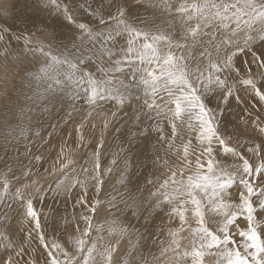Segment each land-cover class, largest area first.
Wrapping results in <instances>:
<instances>
[{"label": "snow or ice", "instance_id": "1", "mask_svg": "<svg viewBox=\"0 0 264 264\" xmlns=\"http://www.w3.org/2000/svg\"><path fill=\"white\" fill-rule=\"evenodd\" d=\"M36 4L33 17L0 16L5 70L35 61L52 81L48 88L69 86L60 99L71 109L69 120L76 111L86 115L59 145L35 133L54 157L26 149L24 157L0 163V204L26 225L19 246L2 244L0 264H119L114 256L125 237L131 245L125 264H150L140 248L157 232L164 239L151 264H264V0ZM140 7L166 18L168 28L137 15ZM249 99L260 111L249 109ZM105 108L103 129L111 125L130 146L121 145L125 169L131 146L143 158L121 182L127 189L139 176L135 189L147 198L102 199L112 171L101 160L103 139L84 152L83 163L73 158V145L91 144L84 121L94 130L89 118ZM49 161L51 170L44 167ZM111 164L119 166L116 158ZM53 172L56 181L40 183L42 173ZM49 200H71L79 211L62 228L57 209L43 211ZM101 212L108 227L94 224Z\"/></svg>", "mask_w": 264, "mask_h": 264}, {"label": "rangeland", "instance_id": "2", "mask_svg": "<svg viewBox=\"0 0 264 264\" xmlns=\"http://www.w3.org/2000/svg\"><path fill=\"white\" fill-rule=\"evenodd\" d=\"M37 14V4L36 0H0V16H15L20 19L28 18V16L33 17ZM41 16L48 18L47 12H40ZM137 15L147 16L149 19H155L158 25H161L164 29L168 28L166 23V18H161L159 15L153 17L151 11L145 12L143 7L139 8ZM51 19L56 21L55 13H53ZM67 33V29L64 30ZM15 41H13L14 43ZM89 48H99L102 45V41H95L94 43H89ZM111 47L110 44L106 45ZM91 55V53H88ZM13 61L15 57H11ZM93 67L96 65V57L93 56ZM8 62L4 61L0 57V163L12 162V160L17 157H24L26 149L31 151H37L40 149H47L46 145L40 142L39 137L35 135L39 132L45 139L51 138L53 145H59L61 136L65 135V131H72L73 122H81L83 120V115L81 112H73L74 121L69 120L67 112L71 111L65 105L60 103L61 97L67 98L70 94L66 89L68 85L62 84L57 86L52 85V88H48V85L52 83L50 79L40 72L42 65L37 64L35 61L29 62L24 61L22 64H16L15 67L11 65L5 70V65ZM255 71V66H253ZM256 107L254 111H260L261 106L257 103L255 99L248 100V107L252 109V106ZM81 107L80 105L77 106ZM235 107V106H234ZM23 108V112H21ZM115 110V109H113ZM108 115L105 109H96L93 112V118H89L91 123H95L96 128L93 130L90 127L88 121H84L86 127L84 129V134L86 137L85 144L87 145L91 141L90 146L82 147L76 149L75 145L73 148V158L81 163V157L84 152L87 151L89 154L92 152L93 147L101 139L104 140V147L101 149V160L104 162L105 167H111L112 171L108 173L105 177L106 185L105 191L102 194V199L106 200L109 198V193L113 195H119L123 193L127 197L128 193H131L133 197L137 199L147 198L148 192L145 190L141 196L140 192L135 189V183L139 179V176H133L132 184L128 186L127 189L124 188L121 181H126L127 170H132V166L135 169H139L142 162V157L139 155L137 145L131 146L133 151L127 153L129 157L130 164L127 169L121 163L124 152L121 151V145L123 148L127 149L130 146L127 143H123L121 138V133L116 132L115 129L110 125L108 129H103V123L105 116ZM65 120H69L66 125ZM29 124H31V131H29ZM59 125V127H56ZM123 129V125H119ZM21 132L23 133L21 137ZM9 137V142L4 141V137ZM17 137H20L17 139ZM67 139V137H65ZM51 152L52 156H55V151L53 149H47L45 151V156ZM116 158L118 165H112L111 160ZM52 162L49 161L44 167L51 170ZM89 166H91V160L89 159ZM123 170V171H122ZM59 173L53 172L52 174L42 173L40 183L47 184L48 182H54L57 180ZM125 175L126 177H123ZM0 195H3L2 190H0ZM95 198V197H93ZM51 208H55L60 212L61 217V227L66 225V221L70 222L74 211L78 212L79 209H73L72 201L69 200L66 203L63 201L53 202L48 201V207L45 208L44 212H49ZM7 214V219H6ZM16 213L0 204V224L5 225L0 227V255H3V243L9 241H14L17 246L21 243V228L26 225H21L18 219H15ZM22 219V218H21ZM112 219L111 214L107 215V220ZM106 216L105 213L101 212L99 217L94 218V224L100 223L108 227L109 224L105 223ZM141 222V223H140ZM139 223L143 225L144 221L141 220ZM68 237L65 236V239ZM51 239V237H49ZM148 243L145 247L140 248V252L143 257L148 260L151 264L152 255H159L158 245L159 241L164 238L159 235V232L155 236H148ZM135 242V238H133ZM35 248V243L32 245ZM131 245L129 244L128 238L122 241L120 250L116 256H114V261H118L119 264H125L127 256L125 255ZM132 254L136 256V252L133 249ZM211 259V258H210Z\"/></svg>", "mask_w": 264, "mask_h": 264}, {"label": "bare ground", "instance_id": "3", "mask_svg": "<svg viewBox=\"0 0 264 264\" xmlns=\"http://www.w3.org/2000/svg\"><path fill=\"white\" fill-rule=\"evenodd\" d=\"M28 17H30V16H28ZM123 177H126L125 175H123ZM126 179H127V177H126ZM130 185V184H129ZM141 223V222H140Z\"/></svg>", "mask_w": 264, "mask_h": 264}]
</instances>
